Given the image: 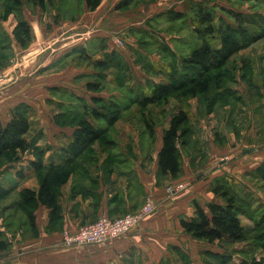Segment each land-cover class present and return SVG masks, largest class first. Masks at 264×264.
Masks as SVG:
<instances>
[{
	"label": "crops",
	"instance_id": "crops-1",
	"mask_svg": "<svg viewBox=\"0 0 264 264\" xmlns=\"http://www.w3.org/2000/svg\"><path fill=\"white\" fill-rule=\"evenodd\" d=\"M51 1L46 0L42 6L34 1L0 0V74L12 78L0 87V120L8 122L12 108L19 103L32 107L28 138L35 146L46 148L44 162L54 170L45 169L44 173L57 179L54 191L59 204L57 216L51 218L50 208L37 201L33 227L20 205V192L24 188L37 191L40 187L33 163L35 151H20L16 159L0 160V183L10 189L5 200H10L16 191L19 196L18 204L16 200L8 202L0 213V231L10 243L7 249L0 250V264H164L165 259L172 260L173 252L189 253L191 243L202 242L181 225L182 218L195 215L194 202L206 210L210 202L223 203L213 191L217 179L231 181L235 175L242 181V171L252 172L264 163L263 159L258 160L259 153L231 154L235 149L226 140L222 144L215 140L218 125L202 119L195 122L189 143L180 145L179 174L161 175L159 151L164 129L175 109L167 114L166 104L165 112L160 111L165 120L153 123L148 114L139 111L151 104L142 107L125 101L120 105V118L105 137L80 152L68 151L75 127L61 125L55 115L78 108L80 98L92 104V95L108 97L90 90L88 83L101 72L108 82H113L116 60L129 67L131 62L125 48H109L103 26L89 25V15L100 6L90 10L82 0L80 8L73 9L70 2L62 7L59 0L54 5ZM48 14L61 21L60 34H55L49 20L43 27L42 16L46 18ZM20 20L31 28V39L26 44L17 35ZM94 31L97 32L90 35ZM101 61H113L109 71L97 65ZM149 88L145 94L151 93ZM136 91L132 89L133 94ZM117 92L109 95L117 97ZM96 123L108 125L104 120ZM176 183L186 187L169 194L168 186ZM241 189L237 191L242 192ZM148 198L156 203L155 210L125 235L100 244L62 245L64 229L76 230L101 215L118 217L137 212ZM207 251L222 252L216 248ZM170 263L175 264L174 260Z\"/></svg>",
	"mask_w": 264,
	"mask_h": 264
},
{
	"label": "rangeland",
	"instance_id": "rangeland-1",
	"mask_svg": "<svg viewBox=\"0 0 264 264\" xmlns=\"http://www.w3.org/2000/svg\"><path fill=\"white\" fill-rule=\"evenodd\" d=\"M81 1L59 0L62 7L69 6L70 2V7L73 9L80 8ZM51 2L54 5L57 1ZM118 2L119 0H104L100 8L89 15V25L103 26L109 48L116 50L117 46H120L125 48L126 54L130 56L131 67L126 64V68L127 70L130 68L131 71L128 70L127 73L122 70L114 71L113 82L105 79L104 72L95 78L99 82V92L119 102L134 103L137 99L142 102L140 98L150 91L149 87L171 80L165 71L160 69L166 70L170 75L174 74V65L177 61L174 63L172 55L165 51L166 48L160 46L162 41L175 51L178 58L189 55L195 45L202 43V34L195 31L196 27L202 28L195 19L197 6L202 4L210 6L216 17V24L219 28L221 26L222 31L216 32V37L210 40L213 48H219L222 45L224 30L228 26L236 28L237 23L229 12L246 15V21L250 22L243 25L242 31L245 28L244 30L250 33V41L245 35L238 34L241 46L237 48L240 49L233 53L226 65L220 69L225 73L222 87L224 94L215 107H210L211 110L207 107V102L204 101L208 98L206 95L195 96L188 101L186 100L188 97L176 95L170 96L166 101H157L149 105L147 109L139 108V111L141 113L145 111L144 115L148 114L153 123H160L163 119L165 120V116L164 118L160 116V111L166 104L167 109L163 111H167V114L174 109L176 112L180 105L188 109L193 129L195 122L202 119L209 120L218 125V130L214 131L216 142L222 144L226 140L231 149H235L231 154L259 153L258 160L264 161V0H131L127 6L117 8L115 4ZM200 3L202 4L199 5ZM170 12H183L184 16L169 19ZM45 20H49L50 25L51 22L53 23L55 34L62 32V28L59 27L62 24L61 21L56 20L53 15L48 14L46 18L42 16L43 27L46 26ZM95 32L97 31L91 32L90 35ZM117 38H122L123 43H116ZM90 64L93 66L91 62ZM146 65L151 68L147 70ZM103 70L109 71V69ZM128 75L130 77L126 78ZM136 86L140 89L133 94L132 89H137ZM115 91H118L117 97L109 95ZM135 103L141 105L137 101ZM214 111L216 114H211ZM137 114L139 116L136 115V117L140 118V113ZM206 123L212 128L215 127L211 123ZM241 174L242 181L234 175L229 185L235 190L241 189L240 184L244 186L241 189L243 194H240L244 197L246 212L251 214L253 219L246 214L240 217L244 223L253 226L264 214V173L261 171V174L253 176L242 171ZM248 193L252 195V200ZM18 197L16 191L10 200L4 198L1 201L0 213L8 202L17 201ZM202 242L199 245L196 242V244L191 243V249L189 247L187 254L173 252L171 259L175 264H242L245 260L250 264L254 260H264V244L254 239L236 242L209 243L205 240ZM209 248L221 249L222 252L231 254L233 260L231 263L220 261L209 255L207 251ZM172 260L165 259L164 264H173L170 263Z\"/></svg>",
	"mask_w": 264,
	"mask_h": 264
},
{
	"label": "trees",
	"instance_id": "trees-1",
	"mask_svg": "<svg viewBox=\"0 0 264 264\" xmlns=\"http://www.w3.org/2000/svg\"><path fill=\"white\" fill-rule=\"evenodd\" d=\"M34 1L42 6L46 0H27ZM90 10L97 9L102 0H84ZM131 0H121L117 8L125 7ZM200 3L199 5H201ZM210 6L202 4L197 6L195 19L202 25L196 27L195 31L202 34V43L195 45L191 52L183 58L176 57L175 51L166 43L161 42L160 46L166 48V52L172 55V60L177 61L174 65L175 73L168 74L167 77L171 78L166 83L159 82L152 87L150 94H145L142 102L139 99L134 102H139L142 107L149 104L157 103V101H166L170 96L182 95L190 98L206 95L204 101L207 102V107H215L221 96L224 94L223 87V72L220 71L222 67L230 60L233 53L241 46V41L238 34H243L250 41L249 34L242 27L246 21V15L229 12L232 14L237 25L236 28L228 26L224 30L223 42L219 48H213L211 45V38L216 37V32L221 30V26L216 24V17L209 8ZM184 12V11H183ZM182 12V13H183ZM178 12H170L169 19L176 17H183L184 14ZM17 35L19 40L26 44L31 39V28L26 21L20 20L17 25ZM222 31V30H221ZM153 35V34H152ZM245 42V40H244ZM113 61L98 62V66L104 69L110 68V63ZM148 69L151 67L146 65ZM117 71H124L127 73L126 63L122 60L115 62ZM116 71V70H115ZM116 71V72H117ZM102 73V72H101ZM130 77L129 75L126 78ZM114 79V77H113ZM120 83V82H117ZM99 82L97 80L88 83V88L92 91L99 92ZM137 90L140 87L136 86ZM139 97V91L137 92ZM210 95V96H209ZM92 104L86 102L85 99L80 98V105L78 108L59 112L55 115V119L61 125H71L75 127L73 132V140L67 147L69 151L80 152L85 150L89 145L95 141L105 137L108 133L110 126L114 124L121 115L122 102L116 101L111 97H104L101 94L91 96ZM185 99V98H184ZM132 102V101H131ZM131 102H128L131 103ZM211 110V109H210ZM32 107L25 102L17 104L11 110V116L8 122L3 123L0 120V160L6 158L13 160L18 158V153L24 152L29 149H34L36 160L33 162L35 171L39 177V189L32 190L24 188L21 190L20 205L23 211L29 218V223L35 227V208L37 201L50 208V217L54 218L58 214L59 204L57 195L54 191V184L56 178L50 173H44L45 169L52 170L53 167L46 165L44 162L45 147L35 146L31 143L28 134L32 125ZM145 111H143L144 115ZM107 121V126H99L96 121ZM190 114L188 109L178 106L176 112L173 113L168 126L164 129L163 145L159 151V173L162 175L177 176L181 171V148L189 143L194 129L190 124ZM150 127V124H148ZM54 170V169H53ZM264 173V163L258 168L249 172L253 176ZM65 176L60 180H64ZM264 178V177H263ZM59 182H57L58 184ZM229 181L217 179L213 186V191L218 195L223 203L210 202L207 204V210L198 202H194L195 215L191 218H182L181 225L185 231L192 235L194 238L205 240L209 243L217 241H244L254 239L262 245L264 244V214L260 220H256L253 226L246 224L241 219L240 215L246 214L247 217L253 219L251 214L245 210L244 197L229 185ZM231 184V183H230ZM10 189L4 188L0 183V205L1 201L7 197ZM243 194V193H242ZM249 194V193H248ZM251 200L253 199L250 195ZM17 204L19 201L16 202ZM247 204V203H246ZM248 205V204H247ZM1 207V206H0ZM263 208V206H260ZM251 237V238H250ZM221 245V244H220ZM10 243L4 238L3 233L0 231V250L7 249ZM209 255L217 258L220 261L229 262L233 260V256L224 252H209ZM242 264H248L245 261ZM250 264H264V260H254Z\"/></svg>",
	"mask_w": 264,
	"mask_h": 264
},
{
	"label": "built area",
	"instance_id": "built-area-1",
	"mask_svg": "<svg viewBox=\"0 0 264 264\" xmlns=\"http://www.w3.org/2000/svg\"><path fill=\"white\" fill-rule=\"evenodd\" d=\"M116 43H123L122 38H117ZM12 78L0 74V87L8 84ZM184 183H176L168 186L169 194L182 190ZM156 208L152 198H148L140 210L133 213H126L118 217L101 215L96 220L86 223L76 230L64 229L62 232V245L65 247L84 246L111 242L119 238L139 224L150 215Z\"/></svg>",
	"mask_w": 264,
	"mask_h": 264
}]
</instances>
